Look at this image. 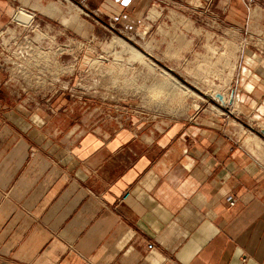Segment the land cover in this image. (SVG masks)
<instances>
[{
	"label": "crops",
	"instance_id": "0c3cea01",
	"mask_svg": "<svg viewBox=\"0 0 264 264\" xmlns=\"http://www.w3.org/2000/svg\"><path fill=\"white\" fill-rule=\"evenodd\" d=\"M198 1L0 0V264H264V139L205 114L140 131L79 107L70 77L54 75L67 3L161 45L171 14L202 18L204 39L214 25L224 41L264 44V0ZM258 69L240 66L234 83L260 121Z\"/></svg>",
	"mask_w": 264,
	"mask_h": 264
},
{
	"label": "rangeland",
	"instance_id": "374dc122",
	"mask_svg": "<svg viewBox=\"0 0 264 264\" xmlns=\"http://www.w3.org/2000/svg\"><path fill=\"white\" fill-rule=\"evenodd\" d=\"M193 1L195 6L199 4L198 0ZM67 6V38L53 32L54 75L61 80L70 77L68 86L79 107L98 108L108 121L135 123L140 131L156 134L193 114L220 115L254 134L264 129L259 126L264 120L253 116L255 110L251 109L255 105L239 103L241 90L234 83L240 66L264 68V53L257 51L264 45L261 41L242 39L241 46L224 41L221 32L225 28L216 29L214 25L208 29L217 36L211 39L210 34L204 39L203 26L207 22L202 18L195 14L193 28L171 14L172 24L158 29L164 42L161 45L143 32H131L123 25L100 28L99 20L82 7H79L81 18L75 19L74 11L77 14L79 11L73 3ZM58 27L53 22L52 28ZM78 27L83 32L76 35ZM228 27L230 31L226 34L236 37L235 27ZM190 29L193 32L185 34L184 30ZM60 83L56 89L63 92ZM155 87L160 93L151 100L149 92ZM217 94L222 96L223 103L215 97Z\"/></svg>",
	"mask_w": 264,
	"mask_h": 264
},
{
	"label": "built area",
	"instance_id": "2783aa9c",
	"mask_svg": "<svg viewBox=\"0 0 264 264\" xmlns=\"http://www.w3.org/2000/svg\"><path fill=\"white\" fill-rule=\"evenodd\" d=\"M4 50H9V49H8L7 46H0V52L3 53ZM11 52L13 54L16 53L17 56H19L20 58H24V56H25V54H23V52L17 46H16V48H13V50H11ZM226 201H228V204H229L230 207H232L235 204L234 198L232 196L228 197ZM147 247L152 249L151 245H148Z\"/></svg>",
	"mask_w": 264,
	"mask_h": 264
},
{
	"label": "bare ground",
	"instance_id": "6f19581e",
	"mask_svg": "<svg viewBox=\"0 0 264 264\" xmlns=\"http://www.w3.org/2000/svg\"><path fill=\"white\" fill-rule=\"evenodd\" d=\"M159 93H160V89H158L157 87H155L153 90H151L150 92H149V99H153V98H155L156 96H158L159 95ZM259 126H260V128H264V124H259ZM247 142V141H246ZM248 142H249V140H248ZM248 142L246 143V144H248ZM251 142V141H250ZM258 147V146H257ZM262 148V147H261Z\"/></svg>",
	"mask_w": 264,
	"mask_h": 264
},
{
	"label": "water",
	"instance_id": "95a60500",
	"mask_svg": "<svg viewBox=\"0 0 264 264\" xmlns=\"http://www.w3.org/2000/svg\"><path fill=\"white\" fill-rule=\"evenodd\" d=\"M215 97L223 103V98L221 95L217 94ZM256 135L260 136L262 139H264V129H259L255 131Z\"/></svg>",
	"mask_w": 264,
	"mask_h": 264
}]
</instances>
